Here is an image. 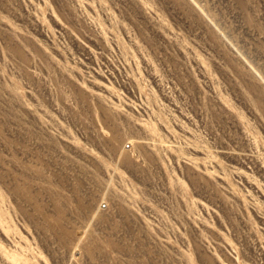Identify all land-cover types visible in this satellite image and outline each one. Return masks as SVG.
I'll return each mask as SVG.
<instances>
[{"label": "rangeland", "instance_id": "obj_1", "mask_svg": "<svg viewBox=\"0 0 264 264\" xmlns=\"http://www.w3.org/2000/svg\"><path fill=\"white\" fill-rule=\"evenodd\" d=\"M0 264H264V0H0Z\"/></svg>", "mask_w": 264, "mask_h": 264}]
</instances>
